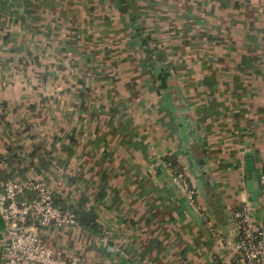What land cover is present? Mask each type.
<instances>
[{
	"label": "crops",
	"instance_id": "1",
	"mask_svg": "<svg viewBox=\"0 0 264 264\" xmlns=\"http://www.w3.org/2000/svg\"><path fill=\"white\" fill-rule=\"evenodd\" d=\"M8 147L9 176L94 217L42 229L80 264H235L232 210L251 200L264 228L245 175L264 158V0H0ZM6 242L0 215V264Z\"/></svg>",
	"mask_w": 264,
	"mask_h": 264
},
{
	"label": "built area",
	"instance_id": "2",
	"mask_svg": "<svg viewBox=\"0 0 264 264\" xmlns=\"http://www.w3.org/2000/svg\"><path fill=\"white\" fill-rule=\"evenodd\" d=\"M4 165L0 155V167ZM168 169L180 194L195 203L197 192L186 173ZM257 180L264 190V158L260 161ZM0 215L8 235L9 264H80L77 255L62 253L44 240L43 227L76 224L77 221L74 210L55 203L51 188L43 181L16 176L0 180ZM233 216L235 264H264V228L251 224L249 207L245 203L233 210Z\"/></svg>",
	"mask_w": 264,
	"mask_h": 264
},
{
	"label": "trees",
	"instance_id": "3",
	"mask_svg": "<svg viewBox=\"0 0 264 264\" xmlns=\"http://www.w3.org/2000/svg\"><path fill=\"white\" fill-rule=\"evenodd\" d=\"M8 149V154H1V157L4 159L6 165H11L14 160H18L19 154L16 151L15 147H8ZM165 161L167 163L168 168H171L173 170H182L181 166L177 163L176 159L173 158L171 155H166ZM10 173L11 172L6 169V167H0V180L6 179L10 175ZM76 221H78L79 224L85 227H94L96 225V222L94 221V217L92 215L76 214ZM50 246L53 247L52 245Z\"/></svg>",
	"mask_w": 264,
	"mask_h": 264
},
{
	"label": "water",
	"instance_id": "4",
	"mask_svg": "<svg viewBox=\"0 0 264 264\" xmlns=\"http://www.w3.org/2000/svg\"><path fill=\"white\" fill-rule=\"evenodd\" d=\"M245 159V168H246V185L248 191L251 193V195L256 198L258 195V180H257V172L255 170V165L252 159V154L248 152L246 154ZM176 186V184H175Z\"/></svg>",
	"mask_w": 264,
	"mask_h": 264
},
{
	"label": "rangeland",
	"instance_id": "5",
	"mask_svg": "<svg viewBox=\"0 0 264 264\" xmlns=\"http://www.w3.org/2000/svg\"><path fill=\"white\" fill-rule=\"evenodd\" d=\"M256 170H257V173L260 172V163L256 166ZM191 180V179H190ZM192 183V186L196 189V191H200V189H198V186L196 184V182H193L191 181ZM258 199L260 200V203L263 205L264 204V190H263V187L261 185H259V196H258ZM254 204L253 202H251V200L247 201V206L249 207V213H250V222L251 224L255 227V222L253 220V208L252 207ZM264 206V205H263ZM209 210L211 212V215L215 214V211H214V207H212V205L209 207ZM233 219H234V216H233V210L231 212V215H230ZM209 220L213 223V220L211 219V217H209ZM6 231V229H5ZM6 235H7V232H6ZM7 240H8V235H7ZM7 258H8V254L7 252H5Z\"/></svg>",
	"mask_w": 264,
	"mask_h": 264
}]
</instances>
